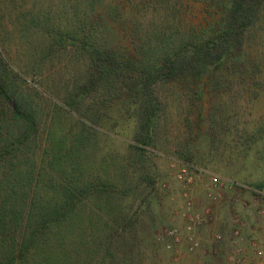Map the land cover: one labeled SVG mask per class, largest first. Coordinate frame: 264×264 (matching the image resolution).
Wrapping results in <instances>:
<instances>
[{"label":"trees","instance_id":"obj_1","mask_svg":"<svg viewBox=\"0 0 264 264\" xmlns=\"http://www.w3.org/2000/svg\"><path fill=\"white\" fill-rule=\"evenodd\" d=\"M183 1L72 0L69 8L48 9L34 19V31L45 37L46 56L68 49L84 59L85 76L69 88L73 100L63 103L77 114L81 142L100 131L129 142L137 157L146 148L163 151L162 131L170 120L182 131L175 133L169 153L194 164L201 150L210 156L217 138L232 132L229 116H215L226 103L223 88L232 95L245 85L264 90V0H201L202 19L191 25ZM117 22L130 47L120 40ZM17 78L0 55V106L5 110L0 111V264H66L69 257L79 264L81 245L87 246L92 262L99 246L92 241L90 221L87 228L82 225L79 206H89V214L94 205L112 206L113 190L105 182L83 179L79 149L66 154L72 173L62 183L52 181L51 193L40 190L45 182L33 171L21 175L17 161L22 154L30 158L25 151L37 148L40 125L35 111L11 88ZM214 89L221 100L207 114L200 103ZM87 99L88 111L99 113L93 119L77 108ZM251 142L261 147L264 164V123L243 139L241 155L247 157ZM131 219L122 217L109 231L106 223L101 264L109 257L112 239L124 238L132 227ZM79 229L87 234L81 241H91L76 243L69 255L68 238L77 241Z\"/></svg>","mask_w":264,"mask_h":264},{"label":"rangeland","instance_id":"obj_2","mask_svg":"<svg viewBox=\"0 0 264 264\" xmlns=\"http://www.w3.org/2000/svg\"><path fill=\"white\" fill-rule=\"evenodd\" d=\"M70 1L0 0V55L9 70L19 74V80L15 79L11 88L25 107L35 111L40 125L35 137L37 148L25 151L30 158L22 154L17 161L21 175L33 171L36 179L45 182L40 190L51 193L52 181L62 183L65 176L72 173L71 160L66 154L79 149L81 156L77 162L81 165L77 164L80 167L79 174L85 176L83 179L96 180L95 183L105 182L113 190L112 206L102 204V207L97 208L94 205L93 214H89V206H79L82 225L87 228L90 221L95 237L92 241L99 246V249L94 248L92 262L87 246L80 243L82 235H87L81 229L77 241L68 238L69 255L77 243L76 246L81 245L79 264H101L99 244L107 228L106 223L108 231L114 230L123 222L120 220L122 217H132V227L123 233L124 238L112 239L109 257L103 264H249L255 260L252 250L247 246L249 242L256 243L264 258V164L259 158L261 147L251 142L248 144L252 149L248 158L241 155V146L245 144L243 139L250 137L264 123V90L245 85L239 93L232 95L227 88H223L226 103L223 104L224 109L220 111V108L215 116L217 120L229 116L232 132L229 136L217 138L218 142L210 156H205L201 150L199 154L202 157L194 164L182 162L169 153L175 147V133L182 131L181 125L170 120L162 131L163 151L146 148L147 153L137 157L136 152L129 147V142H122L120 137H106L100 131L98 134L92 132L88 141L81 142L83 134L77 114L66 109L63 103L73 100L69 88L85 76L84 59L73 55L68 49L46 56L45 37L35 32L34 22L37 16L40 17L48 9L64 8L66 4L69 8ZM200 1H183V5L191 11L192 17H185L190 25L202 19V10L205 8L199 4ZM118 24L120 22L114 27L118 29L120 40L124 47H130V40L122 36L125 32ZM126 32H129L128 28ZM217 92L214 89L212 93H205L200 103L207 114L221 100ZM84 101L77 105L78 111L90 113L92 119L95 117L93 115L99 116L94 109L88 111L91 104L88 99ZM173 102L170 101V104ZM54 104L63 111L56 110ZM3 107L0 106V111L5 112ZM113 116H118V113ZM185 165L194 167L188 169L192 176L190 184L176 179L178 171ZM211 176L222 183L231 181L241 185V191H227L225 187L215 186L209 180ZM18 178L22 181L24 177ZM208 192L219 194L220 201L208 202ZM233 197H238L241 204L233 206ZM206 210L212 216L209 224L190 221L191 213L204 216ZM233 216L240 217L243 225L240 247L244 249L245 263L231 262L229 259L234 255L231 251L235 249L227 239ZM188 226L193 227L195 236L201 242L200 249L192 254L186 252L184 243L170 252L156 240L168 228H177L184 237L188 234ZM213 234L222 238L213 243ZM89 241L91 239L84 238L81 242ZM214 249L218 251L217 255L213 254ZM207 258H211V261ZM66 264L78 262L69 257Z\"/></svg>","mask_w":264,"mask_h":264},{"label":"built area","instance_id":"obj_3","mask_svg":"<svg viewBox=\"0 0 264 264\" xmlns=\"http://www.w3.org/2000/svg\"><path fill=\"white\" fill-rule=\"evenodd\" d=\"M194 169V167H189L187 165L183 166L176 175V179L184 184H190L192 182V176L189 174L188 169ZM196 169V168H195ZM197 170V169H196ZM215 186L225 187L227 191H241V185H238L236 183H233L231 181H223L220 182L218 178L210 177L209 179ZM206 199L208 202L211 203H218L220 201V195L208 192L206 194ZM231 202L233 206H238L241 204L240 199L238 197H233L231 199ZM204 216H202L199 213H191L190 214V221L193 223H210L212 221V216L209 214V211L206 210L203 213ZM243 225L241 224V219L238 216H233L230 220V231L228 233V242L230 245L235 248L232 250V255L229 259L231 262H241L245 263L246 259H244V249L241 250L240 245H242V239H241V227ZM188 234L184 237H182L180 231L177 228H168L161 232L159 236L156 237V240L161 243L166 250L172 252L177 247H179L181 244H185L186 252L189 254L194 253L195 251L199 250L201 247L200 240L195 236V232L193 227L188 226L187 228ZM222 237L218 234L212 235V241L213 243H216L219 241ZM250 250L253 252V259L254 262H251L249 264H264V258L263 253L259 250V247L256 245L255 242H249L247 245ZM239 247V249H238ZM213 254L217 255V250L214 249ZM243 254V255H242Z\"/></svg>","mask_w":264,"mask_h":264},{"label":"crops","instance_id":"obj_4","mask_svg":"<svg viewBox=\"0 0 264 264\" xmlns=\"http://www.w3.org/2000/svg\"><path fill=\"white\" fill-rule=\"evenodd\" d=\"M253 234H255V235H256V233H253ZM207 259H209V260L211 261V258H207ZM209 260H208V261H209Z\"/></svg>","mask_w":264,"mask_h":264}]
</instances>
